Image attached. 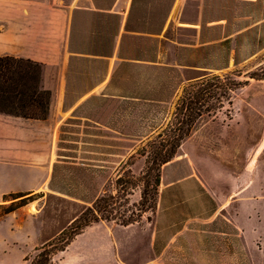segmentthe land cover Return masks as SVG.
I'll return each instance as SVG.
<instances>
[{
  "label": "rangeland",
  "instance_id": "374dc122",
  "mask_svg": "<svg viewBox=\"0 0 264 264\" xmlns=\"http://www.w3.org/2000/svg\"><path fill=\"white\" fill-rule=\"evenodd\" d=\"M127 1L115 5V20L93 15L92 0L88 10L74 12L69 53L84 56H69L60 101L49 107L58 128L52 189L48 183L40 193L0 197V264H45L43 248L58 246L61 231L104 191L115 193L118 175L140 176L146 159L137 151L166 126L181 89L214 75L247 83L232 93L231 104L199 121L163 166L157 209L127 227L93 224L96 230L72 251L90 252L77 264H110L113 253L100 249L109 234L126 260L146 264L155 234L156 253L172 241L165 264H264V80L249 78L264 65V0H174L158 35L152 32L171 0H136L129 19ZM127 23L138 32H127ZM115 25L119 51L115 38L110 41ZM33 136L40 141L44 135ZM21 140L14 163L25 165L32 150ZM27 171L0 166V192L24 183ZM30 171L40 184L43 169ZM139 194L132 190L130 204L138 203ZM19 208L25 212L7 215ZM59 256L51 254L52 263Z\"/></svg>",
  "mask_w": 264,
  "mask_h": 264
},
{
  "label": "trees",
  "instance_id": "16d2710c",
  "mask_svg": "<svg viewBox=\"0 0 264 264\" xmlns=\"http://www.w3.org/2000/svg\"><path fill=\"white\" fill-rule=\"evenodd\" d=\"M92 2L93 15L117 19L116 14L109 12L115 0H92ZM135 3L136 0L131 1L128 19L131 17ZM173 3L174 0H171L165 8L156 30L152 32L153 35H158L162 31ZM148 11H150L149 8L146 9V13ZM157 11L159 12V9ZM116 25L111 33V43L118 30ZM125 30L131 33L138 32L129 30L128 23ZM42 78V64L9 56L0 57V114L23 120H46L51 92L43 87ZM249 78L257 81L264 80V65L250 73ZM245 83L247 82H240L231 75H214L203 77L184 86L166 126L151 136L137 151L139 156L146 159L145 168L140 176L134 178L131 175L125 180L123 176L118 175L113 184L115 193L104 191L91 207L72 222L68 229L61 231L58 235L61 236L59 241L57 240L58 246L53 243L43 248V252L47 251L45 264H53L51 254L64 251L76 236L93 224L116 222L127 227L140 222L143 214L155 211L163 166L173 161L178 149L190 137L197 123L206 117H214L223 108L225 102L231 104L232 93L242 88ZM51 183L52 179L49 183L52 189ZM136 188H139L140 200L137 204H130L129 196ZM13 195L17 196L15 198L23 196L10 194V196ZM51 248L55 250L51 252Z\"/></svg>",
  "mask_w": 264,
  "mask_h": 264
},
{
  "label": "crops",
  "instance_id": "0c3cea01",
  "mask_svg": "<svg viewBox=\"0 0 264 264\" xmlns=\"http://www.w3.org/2000/svg\"><path fill=\"white\" fill-rule=\"evenodd\" d=\"M82 1L84 3H80L81 0H70L69 2H65V0H0V57L9 56L42 64V85L51 92V105L60 101L63 71L66 63H68L69 56H84L81 53H69L74 12L88 10L89 7L88 3L90 0ZM118 1L115 0L109 11L110 13H118L114 9ZM127 2L129 4L131 0ZM117 39L118 37L115 38L114 47L117 44L116 51H119L120 42ZM90 56L92 57L93 55ZM95 58L111 60L109 55L95 56ZM110 70L111 68L108 66L105 79L99 83L100 86L103 87ZM51 71L55 73L54 78L48 79ZM51 113L50 109L48 117L44 121L23 120L0 114V166L7 169L9 166L15 165L28 169V177L24 183L13 190L0 192V197L9 193L36 194L47 187L52 172L55 140L58 131L57 125L52 124L53 117ZM63 114L66 116L68 112L64 111ZM36 133L44 135L40 137L42 138L40 141L33 140L35 138L33 135ZM21 138L24 139V144L27 148L32 150L24 157L28 161L25 165L18 164V162L14 163V160L20 158L18 152L14 153V147L21 144ZM37 148L42 150L41 153L35 150ZM41 169L45 172V177L38 184L33 181L34 175L30 170ZM199 187L207 193V189L203 185H199ZM19 211L25 212L24 208H19L7 215ZM234 226H237L246 234L244 227L236 224ZM95 230V228L90 227L84 233L76 236L64 251L59 252L60 256L57 261H53V264H77L87 261L89 259V251L75 250L73 252L72 249L81 238ZM156 241V235L154 234L153 239H150L147 245L151 259L146 264L166 263L163 257L172 246V241L166 243L163 249L157 253L155 251ZM100 245L102 252L110 251L113 253L110 264H133L132 261H128L122 256V245L109 234H107L106 241H100ZM96 258L94 256L90 261L92 262Z\"/></svg>",
  "mask_w": 264,
  "mask_h": 264
}]
</instances>
